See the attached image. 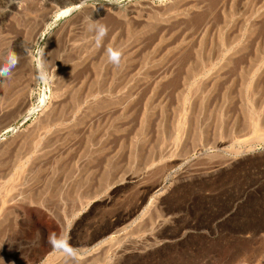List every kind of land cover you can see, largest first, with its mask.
Masks as SVG:
<instances>
[{
  "label": "rangeland",
  "instance_id": "374dc122",
  "mask_svg": "<svg viewBox=\"0 0 264 264\" xmlns=\"http://www.w3.org/2000/svg\"><path fill=\"white\" fill-rule=\"evenodd\" d=\"M10 50L0 264H264V0H0Z\"/></svg>",
  "mask_w": 264,
  "mask_h": 264
},
{
  "label": "clouds",
  "instance_id": "9594fccd",
  "mask_svg": "<svg viewBox=\"0 0 264 264\" xmlns=\"http://www.w3.org/2000/svg\"><path fill=\"white\" fill-rule=\"evenodd\" d=\"M88 30L95 32V42L97 47H100L103 41V38L108 33V28L106 25L96 23L91 21L88 25ZM106 55L108 62L112 65L119 67L122 60V50L117 48L109 47L106 49ZM19 55L10 50L3 59V62L0 63V79L10 78L14 69L19 63ZM49 243L52 245L53 249L57 252L64 254L66 257L74 258L75 250L69 244L67 236L57 237L55 234L49 236Z\"/></svg>",
  "mask_w": 264,
  "mask_h": 264
},
{
  "label": "bare ground",
  "instance_id": "6f19581e",
  "mask_svg": "<svg viewBox=\"0 0 264 264\" xmlns=\"http://www.w3.org/2000/svg\"><path fill=\"white\" fill-rule=\"evenodd\" d=\"M56 1V0H55ZM40 66V65H39Z\"/></svg>",
  "mask_w": 264,
  "mask_h": 264
}]
</instances>
